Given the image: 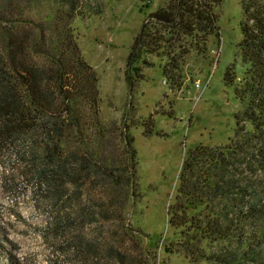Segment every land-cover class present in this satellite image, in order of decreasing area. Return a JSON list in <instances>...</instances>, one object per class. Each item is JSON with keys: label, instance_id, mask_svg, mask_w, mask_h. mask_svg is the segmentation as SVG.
<instances>
[{"label": "trees", "instance_id": "1", "mask_svg": "<svg viewBox=\"0 0 264 264\" xmlns=\"http://www.w3.org/2000/svg\"><path fill=\"white\" fill-rule=\"evenodd\" d=\"M223 2L170 0L150 13L129 53L130 87L152 64L149 54L160 51L169 56L165 73L181 87L184 57L193 48L204 52L208 36L219 34L216 7ZM89 4L0 0V147L13 146L25 166L20 171L30 172L45 190L55 211L47 235L58 240L66 264L91 262L104 249L124 262L126 248L79 229L101 214L111 216L92 189L97 185L106 193L118 190L119 204L138 194V152L129 125L101 120L99 79L78 43L74 22L90 15ZM240 27L244 74L239 78L231 65L224 75L241 105L234 113L235 134L227 145L198 143L188 151L168 210L170 226L180 230L181 252L195 264H264V171L255 157L264 153V0L242 1ZM144 125L152 134L153 119ZM109 135L120 136L124 147H115ZM108 209L122 217L119 205ZM123 229L136 230L129 224ZM4 240L0 224V264H24L17 254H2Z\"/></svg>", "mask_w": 264, "mask_h": 264}, {"label": "rangeland", "instance_id": "2", "mask_svg": "<svg viewBox=\"0 0 264 264\" xmlns=\"http://www.w3.org/2000/svg\"><path fill=\"white\" fill-rule=\"evenodd\" d=\"M169 1L90 0V15L74 22L83 56L99 79L101 120L106 124L114 121L122 128L127 123L138 152V194L119 204L118 190L106 193L104 185H97L92 189L111 216L107 219L101 214L98 222L79 229L83 236L102 233L103 243L126 248L128 256L117 262V256L104 249L83 264H195L181 252L180 230L170 226L168 210L176 201L188 151L198 143L227 145L235 134L234 113L241 105L225 84L224 75L231 65L239 78L244 74L238 49L243 0H224L216 7L219 34L208 36L204 52L193 48L184 57L178 77L181 87L172 85L164 71L169 56L160 51L149 54L152 64L142 68V77L135 78L132 88L127 80L131 47L148 15ZM149 118L153 119L152 134L145 132L144 122ZM119 137L113 136L112 142L122 148ZM255 157L262 161L258 163L264 171V153ZM19 160L13 146L0 147V224L8 239L2 254H17L24 264H66L58 240L47 235L46 226L55 211L31 173L20 171L25 166ZM85 185L91 188L92 181ZM111 205L121 207L122 217L108 212ZM126 224L135 232L126 233Z\"/></svg>", "mask_w": 264, "mask_h": 264}, {"label": "built area", "instance_id": "3", "mask_svg": "<svg viewBox=\"0 0 264 264\" xmlns=\"http://www.w3.org/2000/svg\"><path fill=\"white\" fill-rule=\"evenodd\" d=\"M199 86V83H197V87Z\"/></svg>", "mask_w": 264, "mask_h": 264}]
</instances>
